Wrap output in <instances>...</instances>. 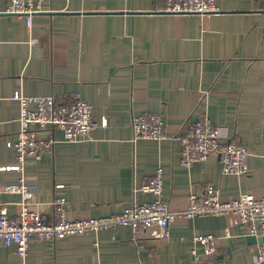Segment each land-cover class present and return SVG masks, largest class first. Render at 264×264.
I'll return each instance as SVG.
<instances>
[{
    "label": "crops",
    "instance_id": "0c3cea01",
    "mask_svg": "<svg viewBox=\"0 0 264 264\" xmlns=\"http://www.w3.org/2000/svg\"><path fill=\"white\" fill-rule=\"evenodd\" d=\"M7 3L0 0V166L16 156L7 145L19 127L15 90L86 99L97 123L87 140L59 142L25 163L24 176L37 184L33 208L43 217L52 216L54 196L66 198L69 219L119 213L133 197L148 202L156 196L140 187L158 168L161 198L172 210L186 207L192 186L208 183L221 200L264 196V0H217L218 10L205 15L166 12V0H44L51 10L33 15L30 26L3 14ZM141 113L163 116L168 137L133 140L131 117ZM202 114L221 141L246 146L248 172L222 173L215 154L179 163L181 143L171 136ZM20 176L0 170V206L10 215L19 197L1 190ZM169 229V237L156 226L133 234L117 225L33 239L24 258L14 245H0V264H194L192 252L204 248L193 236L206 233L220 237L212 264H264L255 263L258 244L247 242L236 213L179 216Z\"/></svg>",
    "mask_w": 264,
    "mask_h": 264
},
{
    "label": "built area",
    "instance_id": "2783aa9c",
    "mask_svg": "<svg viewBox=\"0 0 264 264\" xmlns=\"http://www.w3.org/2000/svg\"><path fill=\"white\" fill-rule=\"evenodd\" d=\"M166 2L165 11L169 13L205 15L218 10L217 0ZM49 10L51 8L44 4V0H8L2 13L8 16H23L30 26L33 15ZM13 97L19 102L16 117L19 127L7 145L15 150L16 156L12 163L2 164L0 170L19 171L21 176L18 182L6 184L1 191L18 195L19 210L17 214L10 215L6 206H0V245H14L17 253L24 258L33 239L54 242L59 238L84 235L117 225H129L133 234H138L146 227L156 226L165 237H169V225L176 217L236 213L246 226V234L263 238L261 244L257 243L255 263L264 262V196L255 198L250 192H242L231 200H221L219 187L208 183L202 187L192 186L187 195L186 207L180 211L172 210L168 200L161 198V168L140 187L143 193L156 196L148 202L138 203L133 197L129 206L119 213L69 219L65 214L66 198L54 196L52 216L43 217L39 210L33 208V195L37 184L26 179L24 165L28 158L39 160L45 154L51 153L59 142L78 143L87 140L97 125L92 119L93 105L80 97L66 101L55 94L26 95L20 89L15 90ZM130 124L133 140H160L168 137L167 123L160 114H135L132 115ZM221 133L207 114H202L196 121L182 126L177 134L171 136L178 138L181 143L179 163L190 166L215 154L220 160L222 173L248 172L246 162L249 151L246 146L232 138L221 141ZM56 186L62 187V184ZM219 239L220 237L213 233L194 235L193 240L200 242L204 248L201 254L192 252L194 264H212Z\"/></svg>",
    "mask_w": 264,
    "mask_h": 264
},
{
    "label": "water",
    "instance_id": "95a60500",
    "mask_svg": "<svg viewBox=\"0 0 264 264\" xmlns=\"http://www.w3.org/2000/svg\"><path fill=\"white\" fill-rule=\"evenodd\" d=\"M246 240H247V242H249V243H255V242H256V243H258V244H261L263 238L260 237V236L256 237V236L253 235V234H247V235H246Z\"/></svg>",
    "mask_w": 264,
    "mask_h": 264
}]
</instances>
